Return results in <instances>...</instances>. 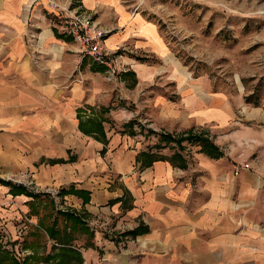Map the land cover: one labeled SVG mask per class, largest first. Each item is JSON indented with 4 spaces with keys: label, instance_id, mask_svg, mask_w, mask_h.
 <instances>
[{
    "label": "crops",
    "instance_id": "obj_1",
    "mask_svg": "<svg viewBox=\"0 0 264 264\" xmlns=\"http://www.w3.org/2000/svg\"><path fill=\"white\" fill-rule=\"evenodd\" d=\"M51 2L106 32L113 74ZM192 81L122 0H0V234L30 219L25 264H264V114ZM43 198L87 232L40 239Z\"/></svg>",
    "mask_w": 264,
    "mask_h": 264
},
{
    "label": "rangeland",
    "instance_id": "obj_2",
    "mask_svg": "<svg viewBox=\"0 0 264 264\" xmlns=\"http://www.w3.org/2000/svg\"><path fill=\"white\" fill-rule=\"evenodd\" d=\"M122 1L156 26L167 54L193 83L208 92H225L242 112L246 106L264 114V0ZM250 94L251 102H245ZM43 200L42 207L33 208L36 215L46 224L55 215L56 230L72 234L56 213L59 200ZM36 232L50 245L42 229Z\"/></svg>",
    "mask_w": 264,
    "mask_h": 264
},
{
    "label": "built area",
    "instance_id": "obj_3",
    "mask_svg": "<svg viewBox=\"0 0 264 264\" xmlns=\"http://www.w3.org/2000/svg\"><path fill=\"white\" fill-rule=\"evenodd\" d=\"M49 7L54 10L57 19L61 22L65 34L71 37L73 42L77 45V53L80 58L88 56L92 62L98 65H104L110 69V74L113 70L110 66V61L107 58L108 52L104 48L103 39L106 34L100 29L91 17L85 13L73 10L68 7H60L56 3H49ZM248 167L247 163H239ZM43 191H36L42 193ZM52 197L56 195V191H46ZM31 221L28 217H20V221L15 228L13 236L0 234V244L5 248L11 256L18 262H22L26 257H30L33 253L23 249L22 242L28 231V225Z\"/></svg>",
    "mask_w": 264,
    "mask_h": 264
},
{
    "label": "trees",
    "instance_id": "obj_4",
    "mask_svg": "<svg viewBox=\"0 0 264 264\" xmlns=\"http://www.w3.org/2000/svg\"><path fill=\"white\" fill-rule=\"evenodd\" d=\"M244 100H245V102H251V94L245 96ZM128 124H129V122H128ZM163 137L167 138L168 136H163ZM187 138H189V132H186V134L184 136H178L176 138V142H179L182 139H187ZM200 141L203 142L204 140H200ZM205 144L208 145L209 147H211V145L208 142L204 143L203 145H205ZM14 192L15 193H22L23 189L17 187ZM26 193L28 196L32 194V193L30 194V192H26ZM36 194L37 193H34L33 195H36ZM56 213L58 215L62 216L63 220L67 221L71 228L76 227L77 225H80V228L82 230H84L85 232H87L86 228H84L80 219L76 215H74L72 212H65V211H58L57 210ZM55 223H56L55 219H53L51 221L50 225L41 226V227L50 239L57 240L58 231L54 227ZM137 232H138V229L135 228L134 230L123 232V235H135ZM60 240L67 243L70 241V238L68 236H62V237H60ZM69 256L70 255H68V250L65 251V250H63V248L60 247V248H58L57 252H53V253L47 255L44 259H45V261H47V264H63L64 262H66L69 259ZM32 257H33V255H31L29 259L31 260ZM25 263H26L25 260H23L22 262L16 261L14 258H12L10 256V254L7 251L1 249V251H0V264H25Z\"/></svg>",
    "mask_w": 264,
    "mask_h": 264
}]
</instances>
